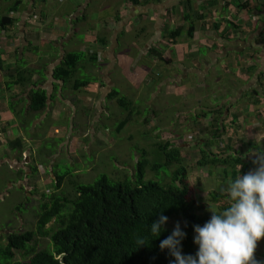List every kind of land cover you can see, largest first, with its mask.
Returning <instances> with one entry per match:
<instances>
[{
	"label": "crops",
	"instance_id": "0c3cea01",
	"mask_svg": "<svg viewBox=\"0 0 264 264\" xmlns=\"http://www.w3.org/2000/svg\"><path fill=\"white\" fill-rule=\"evenodd\" d=\"M137 1L0 0V167L16 173L8 183L25 199L39 185L59 187L54 166L75 140L103 136L92 118L114 138L129 126L142 153L147 142L180 146L188 174L206 143L213 155L232 146L246 160L264 150V0ZM67 64L69 74L59 71ZM131 126L146 127L139 141ZM53 134L62 145L44 167L36 145Z\"/></svg>",
	"mask_w": 264,
	"mask_h": 264
},
{
	"label": "trees",
	"instance_id": "16d2710c",
	"mask_svg": "<svg viewBox=\"0 0 264 264\" xmlns=\"http://www.w3.org/2000/svg\"><path fill=\"white\" fill-rule=\"evenodd\" d=\"M131 1L138 4L137 0ZM61 70L70 73L68 64ZM32 102L33 108L41 111L46 107V96L43 92L35 93ZM218 130L213 125L216 138L220 135ZM156 145L166 154V165L175 166L171 179L146 178L147 172L158 171L162 164H152L144 148L145 153L139 152L141 159L135 162L128 179L113 181L101 176L90 184L79 181L71 184L76 196L49 198L41 208L35 230L9 232L5 239L0 238V264H175L169 250L159 248L160 241L173 231L167 225L168 220L179 223L185 233L179 245L181 253L195 256L199 246L193 243V226H203L210 219L211 210L226 207L227 197L212 190L203 199L195 198L180 146L176 148L163 141ZM207 146L206 143L200 147L196 162L201 169L216 166L225 171L226 178L235 179L239 172L256 167L232 146L216 155ZM251 146L258 148L259 143ZM208 173L212 174V168ZM66 176H59V188L65 184ZM166 178L169 182L164 183ZM161 215L168 219L161 225L159 236L153 237L149 233L150 225ZM51 221L54 223L47 228ZM39 237L46 239L40 243L42 248H38ZM137 237H146L148 242L137 246Z\"/></svg>",
	"mask_w": 264,
	"mask_h": 264
},
{
	"label": "rangeland",
	"instance_id": "374dc122",
	"mask_svg": "<svg viewBox=\"0 0 264 264\" xmlns=\"http://www.w3.org/2000/svg\"><path fill=\"white\" fill-rule=\"evenodd\" d=\"M113 107L114 106L112 105L109 106L110 109H112ZM89 122L90 125L95 124L96 126H98L96 130L98 133L102 132L103 136L97 137L92 143L91 136L87 135L86 132L87 136H82L83 138L81 139V142L77 140L76 143L75 140V142H73L75 144L69 146L68 155L63 153L59 156V165L54 166V173L58 176H61L62 174L67 175L65 184L62 186L60 185L61 188L56 185H52L50 186V188H52L53 191H49V193H46L44 192L45 186L39 185L37 186L38 192L36 191L33 193L35 196L33 197L34 199H25L26 193L22 195V192L19 190L18 185H13L11 187L8 183L12 179L15 180V176H17L16 173L0 167V238L5 239V236L9 232L35 230L36 223L38 217H40L39 215L41 213V208L44 202L50 200L49 198H52L54 196H62L66 199H72L76 196L74 192L75 187H72L71 184H75L78 181L82 182L83 184H90L95 180L101 178V176H107L113 181L119 179H128L130 177L128 175L132 173L133 161H136V157L132 158L130 151H138V145L141 144H139L138 142H130V140L126 138V132L129 126L123 129L121 134L117 135V137L114 138L113 130H107L106 124L97 122L95 118L90 119ZM116 125H118L117 122L114 124L113 122H111V126L115 130ZM131 128L133 130V141H136V139H138L139 141L140 133L142 129H146V127H141L140 129H137L136 132L135 127L131 126ZM44 132L45 128H38V133L41 136H43ZM184 139L186 140L187 136H184ZM152 140L153 139H151V141ZM59 141L60 140L58 139V135L53 134L51 138H44L43 141L36 145V151L38 155L37 164H41L44 167L50 166V164H52V160H50L49 157L51 155H54V153L56 154V151H60L62 142L60 143ZM155 141L158 142V140ZM147 143L145 144L144 148L147 149V154L149 158H151L152 164H162V166L158 169V171L153 172L158 176L153 173L147 172L146 178H156V180L160 181L163 180V177L165 176L171 179L172 172H175L176 170L173 169L175 168V166L170 164L166 165V154H164L163 151H160L158 145L149 146L147 145ZM179 143L182 144L181 142ZM89 146H91L90 154L88 152ZM238 147L241 149H246V144H244L243 146L240 145ZM192 149H190V155H193ZM71 154L75 155L72 157ZM70 158H72L71 161H69ZM129 159H133V161ZM187 161L189 162V160ZM192 163L194 164V162ZM38 168L41 169V167ZM197 168L198 167H196V169H193V171H191V174L188 175L191 192L193 193V196L195 198L203 199L204 197H206L207 193L211 192L216 186H218L219 184L224 185L226 184L225 181L229 180V177L226 178L224 174H216L215 176H212L210 175V173H208L207 169ZM35 178L39 180L40 175H37ZM169 178H166V180H164L163 182H169ZM40 190H42V192ZM53 221H51L47 225V228L52 226V224L54 223ZM176 224L177 223L174 220L167 221L168 227H171L172 229H174ZM45 240L39 237L38 248H42L43 245H40V243L44 242ZM1 241L5 242L4 240ZM255 258L259 262V264H261V261L264 259V237H262L260 241H258L257 247L255 249Z\"/></svg>",
	"mask_w": 264,
	"mask_h": 264
},
{
	"label": "clouds",
	"instance_id": "9594fccd",
	"mask_svg": "<svg viewBox=\"0 0 264 264\" xmlns=\"http://www.w3.org/2000/svg\"><path fill=\"white\" fill-rule=\"evenodd\" d=\"M249 155L256 167L243 175L239 172L221 188L227 206L220 211L211 210L212 215L203 226H193V243L199 246L195 256L180 251L185 233L179 223L160 241L159 248H167L175 264H259L255 249L264 237V150L257 149ZM167 219L161 215L150 225L151 236H159ZM147 242L146 237L136 239L137 246Z\"/></svg>",
	"mask_w": 264,
	"mask_h": 264
}]
</instances>
